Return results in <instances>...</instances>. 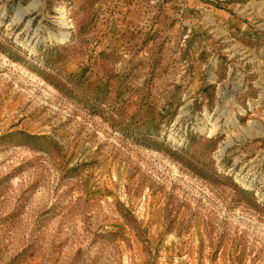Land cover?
<instances>
[{
    "label": "rangeland",
    "instance_id": "374dc122",
    "mask_svg": "<svg viewBox=\"0 0 264 264\" xmlns=\"http://www.w3.org/2000/svg\"><path fill=\"white\" fill-rule=\"evenodd\" d=\"M0 264H264V0H0Z\"/></svg>",
    "mask_w": 264,
    "mask_h": 264
}]
</instances>
